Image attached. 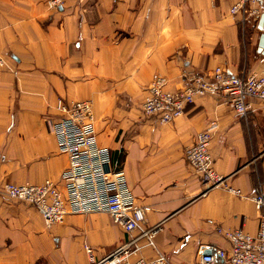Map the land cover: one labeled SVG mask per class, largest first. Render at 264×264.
<instances>
[{
  "label": "crops",
  "instance_id": "0c3cea01",
  "mask_svg": "<svg viewBox=\"0 0 264 264\" xmlns=\"http://www.w3.org/2000/svg\"><path fill=\"white\" fill-rule=\"evenodd\" d=\"M0 0V185L59 183L68 156L49 123L57 102L88 100L97 142L123 171L155 248L169 264H195L227 247L217 227L255 234L252 200L264 186V103L245 115L221 96L197 97L160 124L141 103L154 73L171 90L183 74L261 72L255 15L231 14L237 0ZM215 123L210 152L222 182L205 190L184 156L196 134ZM240 191L241 195L227 188ZM131 238L106 213L69 214L46 228L33 206L0 194V264H89L84 247L108 254ZM143 245L144 241L138 242ZM207 252V253H209Z\"/></svg>",
  "mask_w": 264,
  "mask_h": 264
},
{
  "label": "built area",
  "instance_id": "2783aa9c",
  "mask_svg": "<svg viewBox=\"0 0 264 264\" xmlns=\"http://www.w3.org/2000/svg\"><path fill=\"white\" fill-rule=\"evenodd\" d=\"M62 1L46 0L45 3L49 9H56ZM257 3L258 0H237L230 13L255 15ZM260 60L264 62L263 57ZM3 64L0 54V67ZM167 84V77L154 73L141 103L142 113L154 117L160 124L183 114L185 106L197 97L221 96L234 112L241 115L252 109V99L264 103V69L230 75L217 66L209 76L183 74V84L176 90L169 89ZM56 108L58 117L48 127L56 137L58 151L68 156V167L61 173L59 183L48 179L37 185L5 182L0 185V194L8 200L33 206L46 228L63 222L69 214H108L131 238L98 258L93 247L86 245L89 264H169L167 257L160 253L152 258L134 257L143 246L155 248L159 227L146 225L145 208L135 203L123 171L112 167L109 150L98 144L91 102L60 99ZM215 127V123H211L198 132L194 142L184 149L186 161L205 190L222 182L213 167L210 152ZM227 189L241 195L237 189ZM252 200L258 210L257 232L250 234L241 227H217V233L226 239L228 246L211 247L210 252L201 254L195 264H264V186ZM141 240L143 245L138 244Z\"/></svg>",
  "mask_w": 264,
  "mask_h": 264
},
{
  "label": "water",
  "instance_id": "95a60500",
  "mask_svg": "<svg viewBox=\"0 0 264 264\" xmlns=\"http://www.w3.org/2000/svg\"><path fill=\"white\" fill-rule=\"evenodd\" d=\"M258 3L262 7V10L255 18L256 29L259 31L257 51L264 58V0H258ZM205 252L207 253L209 251L207 250Z\"/></svg>",
  "mask_w": 264,
  "mask_h": 264
}]
</instances>
